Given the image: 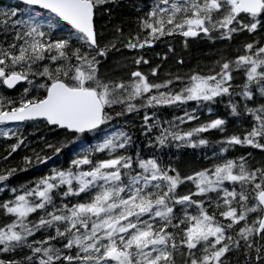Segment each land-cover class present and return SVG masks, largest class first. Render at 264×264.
Returning <instances> with one entry per match:
<instances>
[{"label": "snow or ice", "instance_id": "obj_1", "mask_svg": "<svg viewBox=\"0 0 264 264\" xmlns=\"http://www.w3.org/2000/svg\"><path fill=\"white\" fill-rule=\"evenodd\" d=\"M106 2L23 0L24 4L38 6L50 15L42 18L41 12H33L30 7L25 10L26 18L11 21L16 30L15 41L7 48L0 47V83L8 88L21 81L32 83L30 75L47 77L51 83L40 85L46 89L43 98L22 99L19 106L9 101L8 107L0 100V124L43 118L50 125L84 133L105 124L110 118L105 110L113 104L126 103L127 111H133L136 106L129 101L173 83L171 80L162 84L150 83L139 71L131 73L135 79L129 83L99 79L97 65L100 61L97 57H105L108 49L100 48L97 42L93 16L97 5ZM241 14H247L251 20L244 23ZM3 15V22L7 25L9 17L17 16V10ZM262 21L264 0H158L141 20V27L148 31V36L142 43L136 37L135 42L130 40L126 46H151L154 40L176 33L195 37L201 32L210 35L213 31H220L221 38L231 39L234 32L244 29L255 32L258 26L264 27ZM61 22L68 27L69 37L53 40L44 27L46 25L49 30L60 28ZM73 41L80 42V47H74ZM85 46L87 50H83ZM245 48L250 54L224 62L215 75H192L180 92L150 95L147 104L214 102L217 97L231 96L233 73L240 70L246 77L240 94L250 100L256 89L264 95V47L253 51L254 45L247 44ZM142 59H137L135 63H141ZM45 60L61 63L55 68L43 65L42 71H36L34 66L39 68V62ZM143 62L147 63L146 60ZM155 74L154 69L152 75ZM27 91L25 89V93ZM232 110L236 114L235 105ZM249 111L259 122L258 126H254L243 140L233 136L227 143L264 148V143L256 140L257 137L264 138V106ZM186 116L189 120L195 118L187 113ZM148 119L145 116V121ZM224 124L225 121L218 118L183 135L165 129L158 139L161 144L165 143L167 135L178 141L190 140L194 132L222 130ZM130 139L121 132L115 139H106L95 151L125 148ZM206 143L204 139L199 141L200 145ZM18 146H14L12 151ZM191 146L197 145L193 143ZM136 163L142 171H135L130 156L94 162L85 155L73 161V165L77 169L81 165H91L89 170L57 171L53 176L42 179L36 188L17 195L14 201L2 205L15 219L0 227V251L24 246L35 231L54 224H63V230L57 226L55 236L33 242L49 246L27 245L33 254H42L39 264H57L58 261L60 264L64 261L68 264H175L174 252L182 248L187 249L188 264H224L222 258L233 249L253 248L257 243L256 237L264 240V167L249 170L243 158L240 163L229 160L214 170L200 171L184 178L192 181L197 191L177 195V187L184 182L178 174L169 175L155 159L137 158ZM6 179L7 176L0 175V181ZM225 181L238 184L239 191L235 187L229 190L224 186ZM61 186L67 188L63 193L65 197L93 191L95 194L89 202L58 207L54 204L53 193ZM209 193H217L223 201V205L217 202V208L225 209L219 212V216L227 223L217 219L215 212L209 213L204 201L193 199L194 196ZM49 205L53 207L52 212H47ZM176 205L186 206L183 217L176 216ZM193 205L197 209L195 214L187 211V207ZM38 210H45L47 218L42 216L38 222L29 221L28 217ZM251 213H257V216L249 222ZM174 220L177 222L173 223ZM237 225L241 226L236 229L235 235L231 234L230 230ZM170 228L178 231H170ZM58 237L66 240L65 249L78 250L75 255L64 254L49 244ZM262 248L264 245L256 248L258 260H264V256L259 255ZM194 250H202L203 254L197 256ZM27 259L31 261L32 257ZM0 264L3 262L0 261Z\"/></svg>", "mask_w": 264, "mask_h": 264}, {"label": "trees", "instance_id": "obj_2", "mask_svg": "<svg viewBox=\"0 0 264 264\" xmlns=\"http://www.w3.org/2000/svg\"><path fill=\"white\" fill-rule=\"evenodd\" d=\"M152 1L107 0L106 3L97 5L95 8L97 42L100 48L108 49L105 57H97L100 61L97 65V75L99 76L100 71L105 76L108 75L109 80L106 79L107 82L126 83L128 77L135 70L131 68L130 64L125 68H123L124 66L115 68L113 60L118 59L120 62L123 60L121 54L128 52L129 54H133L132 65L134 63L133 66L138 69H136L137 71L144 73L147 66H149L150 72L148 74L155 79L154 82L162 84L171 80L173 83L167 88H161L158 91L153 89L152 93L129 101L136 106L133 111H127L126 103L113 104L112 110L106 108L107 114L114 110L112 116L109 115L111 117L108 119L112 121V128L119 130L120 133H125L131 138L125 148H116L115 151L107 155L104 154V151H95V149L101 145L103 133L106 132L103 129L108 122L92 133L76 136L65 130L54 129L44 121H31L13 127L0 125V175L7 176L6 180L0 181V227L12 223L15 219L13 215L6 212V209L2 205L14 201L17 195L24 194L26 190L36 188L42 179L53 176L57 171H67L69 169L72 171L89 170L91 165H81L79 169L73 165V161L79 160L85 155L94 162L117 156H130L133 159L135 171H142L136 163L137 158L143 160L155 159L161 169L166 170L169 175L175 176L178 174L184 180L176 189L177 195H187L197 191L193 182L184 178L200 171L214 170L216 166H222L229 160L240 163L241 158H243L249 170L264 167V148L243 143H227L233 136L240 137L243 140L253 127L258 126L259 123L255 120L254 115L249 109L255 110L264 106V95L259 90L254 89L252 99L249 100L243 97L240 93L243 91L245 82L237 84V79H233L232 95L217 97L214 102L186 101L173 104H153L151 106L147 104L150 95H159L161 92L169 94L180 92L190 82L192 75H215L220 71L221 65L224 62L235 61L240 55L250 54L246 53L245 46L247 44L254 45L253 51L259 47H264V27L258 26L255 32H249L247 29L234 32L231 39L221 38L220 31H213L210 35H201L200 37H185V39L182 38L181 34L178 35L176 33L154 40L151 46L145 45L143 48H128L126 45L130 40L135 42L134 38L139 37V41L142 43L145 39L142 36L147 37L148 34L146 33L148 31L142 29L141 20L155 7ZM18 5L13 0H0V47L7 48L9 44L15 41L14 32L16 30L10 23L12 19H18L19 16L26 18L24 17V13L29 7ZM12 7L20 8L22 13H18L17 11V16L9 17L8 20L11 21L5 25L3 22L5 16L3 14L9 13V9H12ZM31 10L34 12L33 9ZM41 13L43 14L42 18L50 15L46 12ZM241 18L244 23H248L251 20V17L248 15H241ZM44 30L50 32L53 40L69 37V29L62 22L60 28L49 30L45 25ZM121 43L123 44L122 46ZM185 44L187 46L184 47L183 45ZM73 46L80 47V42L73 41ZM83 50H87L86 46ZM135 56H138V58H135ZM141 57L143 58L141 63L136 65L135 60L141 59ZM144 60L147 63H142ZM73 62L75 61L73 60ZM39 63L41 65L39 68L34 66L38 72L42 71L43 65L55 68L61 62L52 63L45 60ZM203 66H205L204 69H202ZM154 69L156 70V74L152 75ZM162 74H166L168 77L164 78L162 76L164 80L160 81L159 77ZM241 76L245 77V75ZM177 77L180 79L177 80ZM29 80L32 83H29L27 87L14 90L6 89L0 83V100H2L6 107L9 106V101L13 102L14 106H19L22 99L42 98L46 89L40 87V85L51 83L47 77L40 75H30ZM34 88L37 89L35 90ZM25 89H28L27 93H25ZM233 105L236 107V114H233ZM186 113L195 118L191 120L187 119ZM145 116L149 117L147 121H145ZM218 118L225 121L222 130L211 129L206 132H194L190 140L185 141H178L173 139L172 135H167L164 144L159 142L158 138L161 137L165 129L183 135L207 125ZM107 132H111V130H107ZM201 139L206 140L207 143L200 145L199 141ZM256 140L259 143H264V138L257 137ZM193 143L197 146L192 147ZM16 145L19 146L16 147L15 151H12ZM9 173L11 174L9 175ZM126 179L127 177H125ZM224 186L229 188V190L235 187L239 191L238 184L225 181ZM66 190V186H61L54 191L53 201L56 206L59 207L67 204L71 207L76 203L89 202L92 195L95 194L93 191L87 194L81 193L79 196H67V198L63 195ZM29 199L34 200L35 197H29ZM193 199L204 201V206L209 213L215 212L217 219L227 223L223 217L219 216V212L225 209L223 207L217 208V202L223 205V201L219 199L217 193L194 196ZM185 207L184 205H176L174 209L176 216L183 217ZM52 211L53 207L49 205L47 212ZM187 211L195 214L197 209L193 205L187 207ZM42 216L47 218L46 211L38 210L32 213L28 217V220L38 222ZM256 216L257 213H251L249 215V222ZM176 222L175 220L173 221V223ZM242 224L243 222H241ZM241 225H237L236 228L230 230L231 234L235 235L236 229ZM57 226L63 230V224L43 227L35 231L34 235L28 237L24 246L17 247L12 251H0V261L3 264H39V258L42 254H33L32 249L27 245L31 244L33 247L49 246L48 244L39 245L33 242L44 241L49 236H55ZM169 230L173 232L178 231L171 228ZM255 239L257 243L254 244L253 248L245 249L241 247L238 250L233 249L227 253L222 258L224 264H264V260L257 259L258 253L256 252L257 247L264 245V240H260L258 237ZM65 243L66 240L59 237L49 241L51 246L60 249L64 254L75 255L74 248L71 250L64 248ZM178 251L174 252L175 264H188L187 249L182 248ZM194 251L197 256L203 254L202 250ZM259 255L264 256V248L261 249ZM30 256L32 257L31 261L27 259ZM57 264H60V262L58 261ZM63 264H68V262L64 261ZM73 264H78V262H73Z\"/></svg>", "mask_w": 264, "mask_h": 264}, {"label": "rangeland", "instance_id": "obj_3", "mask_svg": "<svg viewBox=\"0 0 264 264\" xmlns=\"http://www.w3.org/2000/svg\"><path fill=\"white\" fill-rule=\"evenodd\" d=\"M152 3H154L155 5L158 3V0H153L152 1ZM161 7H165V5H163V4H161L160 5ZM14 9V7H12V9H9V13L8 14H10L11 13V11ZM18 12H19V10H17ZM20 17H22V16H20ZM123 44L121 43V46H122ZM125 54V55H124ZM124 55V57L122 58L123 60H121L120 62H119V60L117 59V60H113V64H114V66H115V68H117V67H120V66H124L123 68H125V67H128L129 66V64L131 65V68H133L135 71H137L138 69L135 67V66H133L132 65V61H133V54H129L128 52L127 53H122L121 54V56H123ZM136 61V60H135ZM103 66V65H102ZM137 69V70H136ZM150 72V67H147L146 68V72H144V73H142L143 75H145L147 78H148V80H149V82L150 83H156V82H154L155 81V79L151 76V75H149L148 73ZM240 73V74H239ZM163 75V74H162ZM162 75H160V77H159V80L160 81H163L164 79H163V77L164 78H167L168 76H166V74L165 75H163V77H162ZM241 75H244V72L243 71H240V72H234L233 73V76H234V79H237V81L238 82H236L237 84L238 83H240L241 84V82H245L246 81V78L245 77H242ZM100 76V77H99ZM99 79L101 80V81H103V82H107V80H109V77H108V75L107 76H105V74L102 72H100L99 71ZM118 77V76H117ZM103 78V79H102ZM105 79V80H104ZM107 79V80H106ZM133 79H135V78H133L132 76H129L128 77V79H127V82L126 83H129V82H131ZM129 80V81H128ZM232 83V82H231ZM27 87V86H26ZM22 89L24 88V86L23 87H21ZM35 90L37 89V88H34ZM118 104H120V103H118ZM112 107V106H111ZM111 107H108V109L110 110H112V108ZM114 111V110H113ZM113 111H111L110 113H108L107 115L109 116V115H111L112 116V113H113ZM110 116V117H111ZM108 122V124H106L105 126H104V129L103 130H105L106 132L105 133H103V136H102V141H101V144H103L104 142H105V140L106 139H108V138H113V139H115V137L120 133L119 132V130H116V129H113L112 128V121L111 120H108L107 121ZM107 130H111V132H107ZM121 140H123V137H121ZM112 151H110V150H108V149H105L104 150V154L105 155H107V154H110ZM144 219H147V217H144ZM78 250L76 249V248H74V252L76 253Z\"/></svg>", "mask_w": 264, "mask_h": 264}, {"label": "bare ground", "instance_id": "obj_4", "mask_svg": "<svg viewBox=\"0 0 264 264\" xmlns=\"http://www.w3.org/2000/svg\"><path fill=\"white\" fill-rule=\"evenodd\" d=\"M145 2H146V1H145ZM147 3H148V2H147ZM18 6H19V5H18ZM150 7H151V6H150ZM103 9H104V8H103ZM135 9H136V8H135ZM135 9H134V10H135ZM144 9H145V8H144ZM149 9L151 10V8H149ZM149 9H148V10H149ZM142 10H143V9H142ZM150 10H149V11H150ZM149 11H148V12H149ZM128 12H129V11H128ZM145 12H147V11H145ZM148 12H147V13H148ZM135 13H136V12H135ZM139 13H140V12H139ZM110 14H111V13H110ZM126 14H127V12H126ZM133 14H134V13H133ZM143 14H145V13H143ZM96 16H97V15H96ZM117 16H118V15H117ZM136 16H137V15H136ZM122 18H124V17H122ZM8 19H9V18H8ZM124 19H125V18H124ZM133 19H134V18H133ZM12 20H13V19H12ZM14 20H15V19H14ZM135 20H136V18H135ZM140 20H141V18H140ZM10 21H11V20H10ZM10 21L8 20V22H10ZM10 23H11V22H10ZM11 25H12V23H11ZM95 26H96V25H95ZM4 29H5V28H4ZM10 29H12V28H10ZM12 30H14V29H12ZM0 31H1V30H0ZM4 31H5V30H4ZM6 31H7V30H6ZM101 31H102V30H101ZM118 31H119V30H118ZM118 31H117V32H118ZM12 32H13V31H12ZM14 33H15V32H14ZM121 33H122V32H121ZM145 33H146V32H145ZM146 34H148V33H146ZM12 35H13V34H12ZM14 35H15V34H14ZM119 35H120V34H119ZM123 35H124V34H123ZM178 35H179V34H178ZM147 36H148V35H147ZM99 37H100V36H99ZM107 37H108V36H107ZM121 37H122V36H121ZM199 37H200V36H199ZM124 38H125V37H124ZM142 38H145V37L142 36ZM182 38L185 39V37H183V36H182ZM106 39H107V38H106ZM108 39H109V38H108ZM203 39H204V38H203ZM99 40H100V39H99ZM182 41H183V40H182ZM183 42H184V41H183ZM184 43H185V42H184ZM186 44H187V43H186ZM186 44L183 45V46L185 47V46L189 45V44H187V45H186ZM205 44H206V43H205ZM205 44H204V46H205ZM201 45H202V44H201ZM180 46H181V45H180ZM202 46H203V45H202ZM174 47H175V46H174ZM171 48H172V47H171ZM198 48H200V47H198ZM176 49H177V48H176ZM181 49H182V48H181ZM197 50H198V49H197ZM199 50H200V49H199ZM189 51H190V50H189ZM226 52H227V51H226ZM177 53H178V52H177ZM112 55H113V54H112ZM124 55H125V54H124ZM124 55L121 56V57H124ZM176 56H177V55H176ZM136 57L138 58V56H136ZM224 57H225V56H224ZM166 58H167V57H166ZM214 58H215V57H214ZM139 59H140V58H139ZM142 63H144V62L142 61ZM133 64H134V63H133ZM136 65H137V64H136ZM151 66H152V65H151ZM167 66H168V65H167ZM205 66H206V65H205ZM205 66H203L202 69H204ZM219 67H220V66H219ZM167 69H168V68H167ZM216 69H217V68H216ZM216 69H215V70H216ZM160 70H161V69H160ZM165 70H166V69H165ZM207 70H208V68H207ZM121 71H122V70H121ZM142 71H143V70H142ZM161 71H162V70H161ZM163 71H164V70H163ZM168 71H169V70H168ZM204 71H205V70H204ZM239 74H240V73H239ZM162 76H163V75H162ZM38 78H39V76H38ZM122 79H123V78H122ZM163 79H164V78H163ZM119 81H121V80H119ZM128 81H129V80H128ZM109 82H110V81H109ZM235 82H236V81H235ZM44 89H45V88H44ZM169 90H170V89H169ZM155 94H156V93H155ZM117 104H118V103H117ZM117 106H118V105H117ZM30 122H31V121H30ZM125 128H126V127H125ZM54 129H55V128H54ZM142 133H143V132H142ZM75 136H76V135H75ZM147 137H148V136H147ZM149 138H150V137H149ZM142 140H143V139H142ZM182 151H183V150H182ZM99 155H100V154H99ZM140 155H141V154H140ZM144 155H145V154H144ZM141 156H142V155H141ZM99 157H100V156H99ZM59 195H60V194H59ZM61 198H62V197H61ZM67 198H68V197H67ZM63 199H64V198H63ZM64 200H65V199H64ZM63 204H64V203H63ZM44 237H45V236H44ZM178 252H179V251H178ZM19 255H20V254H19ZM20 258H21V257H20Z\"/></svg>", "mask_w": 264, "mask_h": 264}, {"label": "water", "instance_id": "obj_5", "mask_svg": "<svg viewBox=\"0 0 264 264\" xmlns=\"http://www.w3.org/2000/svg\"><path fill=\"white\" fill-rule=\"evenodd\" d=\"M18 1H20V2H22L23 3V0H18ZM35 7H38V6H35ZM39 8V7H38ZM93 19H94V16H93ZM93 26H94V23H93ZM202 33V32H201ZM24 81H21V82H19V83H17V85L18 84H21V83H23ZM16 85V86H17ZM7 87V86H6ZM14 88V87H13ZM37 119H41V120H44L43 118H37ZM37 119H35V120H37ZM28 121H30V120H28ZM23 122H25V121H9V122H7L6 124H8V125H14V124H19V123H23ZM48 123V122H47ZM50 125V124H49ZM50 126H55V125H50ZM101 126V125H100ZM99 126V127H100ZM56 127H58L59 129H65V128H61V127H59V126H56ZM98 127V128H99ZM68 132H70V133H77V132H73V131H71V130H68V129H66ZM92 131V130H91ZM85 132H89V131H85Z\"/></svg>", "mask_w": 264, "mask_h": 264}]
</instances>
